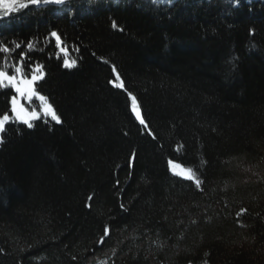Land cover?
I'll return each mask as SVG.
<instances>
[{
  "label": "trees",
  "instance_id": "trees-1",
  "mask_svg": "<svg viewBox=\"0 0 264 264\" xmlns=\"http://www.w3.org/2000/svg\"><path fill=\"white\" fill-rule=\"evenodd\" d=\"M14 76L58 120L1 134L0 264H264V0H30Z\"/></svg>",
  "mask_w": 264,
  "mask_h": 264
},
{
  "label": "rangeland",
  "instance_id": "rangeland-1",
  "mask_svg": "<svg viewBox=\"0 0 264 264\" xmlns=\"http://www.w3.org/2000/svg\"><path fill=\"white\" fill-rule=\"evenodd\" d=\"M30 0H0V10H11L17 4H25ZM34 2V1H33ZM4 84L11 85L15 90V96L11 101V115L4 114L0 117V138L6 125L15 120L17 122L32 124L42 117L51 120H58L50 105L45 102V98L38 94L35 89V82L39 77L30 80L22 79L19 76L5 78ZM39 107V108H38Z\"/></svg>",
  "mask_w": 264,
  "mask_h": 264
},
{
  "label": "water",
  "instance_id": "water-1",
  "mask_svg": "<svg viewBox=\"0 0 264 264\" xmlns=\"http://www.w3.org/2000/svg\"><path fill=\"white\" fill-rule=\"evenodd\" d=\"M137 117H138V120L143 124V120H142V118H141V114H140V112L137 113Z\"/></svg>",
  "mask_w": 264,
  "mask_h": 264
}]
</instances>
